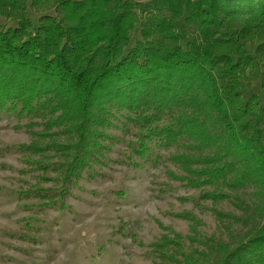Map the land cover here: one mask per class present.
Wrapping results in <instances>:
<instances>
[{
    "label": "trees",
    "instance_id": "obj_1",
    "mask_svg": "<svg viewBox=\"0 0 264 264\" xmlns=\"http://www.w3.org/2000/svg\"><path fill=\"white\" fill-rule=\"evenodd\" d=\"M255 84L264 95V0H0V111L40 118L30 142L10 148L26 167L55 172V187L21 193L44 207L63 206L65 186L104 163L116 114L134 125L140 158L189 144L169 154L179 171L168 173L203 188L199 198L215 204L252 186L264 199ZM215 213L227 240L184 213L186 236L151 245L157 264H264V200L241 235L242 217Z\"/></svg>",
    "mask_w": 264,
    "mask_h": 264
},
{
    "label": "rangeland",
    "instance_id": "obj_2",
    "mask_svg": "<svg viewBox=\"0 0 264 264\" xmlns=\"http://www.w3.org/2000/svg\"><path fill=\"white\" fill-rule=\"evenodd\" d=\"M28 16L36 26L40 14L30 10ZM250 93L264 98L259 84ZM123 121L118 114L112 119L105 161L95 165L93 175L65 186L63 206L44 207L21 193L55 187V172L26 167L21 153L10 148L28 144L40 118L0 111V264H157L151 245L169 232L186 236L184 213L197 217L203 235L225 240L216 211L242 217L233 226L240 235L259 221L264 199L256 188L245 187L215 204L199 198L203 188H191L168 173L179 171L169 154L176 148L193 151L189 144L155 148L140 158L132 151L134 125L126 130ZM44 159L56 162L54 156ZM42 175L53 179L39 181Z\"/></svg>",
    "mask_w": 264,
    "mask_h": 264
}]
</instances>
